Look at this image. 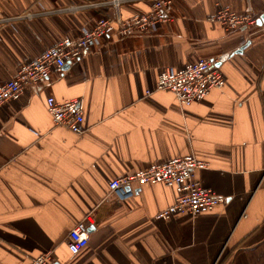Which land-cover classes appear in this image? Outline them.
I'll return each mask as SVG.
<instances>
[{
    "label": "crops",
    "instance_id": "0c3cea01",
    "mask_svg": "<svg viewBox=\"0 0 264 264\" xmlns=\"http://www.w3.org/2000/svg\"><path fill=\"white\" fill-rule=\"evenodd\" d=\"M87 3L95 5L74 9ZM245 3L173 0L170 22L108 35L0 105V264L45 252L51 264H264V33L209 21L218 6L239 12ZM249 3L264 27V0ZM150 6L121 0L118 13ZM115 14L110 0H0V84ZM197 58L215 61L223 88L185 107L168 91L145 93L160 71ZM48 96L82 99V133L53 123ZM190 154L209 163L195 178L226 198L207 212L158 219L172 202L164 184L136 187L124 200L108 188L113 178ZM87 214L89 242L72 255L68 231Z\"/></svg>",
    "mask_w": 264,
    "mask_h": 264
},
{
    "label": "built area",
    "instance_id": "2783aa9c",
    "mask_svg": "<svg viewBox=\"0 0 264 264\" xmlns=\"http://www.w3.org/2000/svg\"><path fill=\"white\" fill-rule=\"evenodd\" d=\"M121 0H110L116 9L113 17H100L91 27H83L75 36H66L44 49L33 60L23 63L16 74L0 84V105L8 100H16L28 85L46 80L50 74L62 71L65 64L77 60L81 54L108 36L125 37L135 32L154 30L157 26L172 20L173 0H151V6L145 13H135L121 18L118 13ZM94 3L78 4L74 9L94 6ZM25 17H30L26 14ZM209 21L224 30L238 28L264 27L257 24L249 0L242 11L229 6H218ZM226 79L223 72L208 58H197L179 68H167L160 71L155 79L153 90L172 93L178 104L189 106L203 100L212 89H221ZM45 107L55 125L68 128L74 133L84 131V108L80 97L57 100L53 96L45 99ZM209 167L207 160L190 154L172 158L164 163H156L147 168L135 170L113 178L108 182L110 192L120 200L133 194V189L148 184H164L172 193V202L160 210L155 217L168 219L178 214L196 215L204 213L216 205L224 203L226 198L204 187L196 178L195 171ZM91 216L85 215L68 231L66 245L73 255L87 246L90 238ZM50 252L33 257L27 264H51Z\"/></svg>",
    "mask_w": 264,
    "mask_h": 264
},
{
    "label": "water",
    "instance_id": "95a60500",
    "mask_svg": "<svg viewBox=\"0 0 264 264\" xmlns=\"http://www.w3.org/2000/svg\"><path fill=\"white\" fill-rule=\"evenodd\" d=\"M263 17L261 16L260 17V19H262ZM257 23H258V25H260L261 24V21L258 19L257 20ZM248 44V43H247ZM247 44H245V45H243V46H241L238 50H237V52L238 53H240V52H242V50H243V48L247 45ZM216 65V64H215ZM65 66V65H64ZM93 228V226H89V231L91 230ZM53 264H57V263H53Z\"/></svg>",
    "mask_w": 264,
    "mask_h": 264
}]
</instances>
